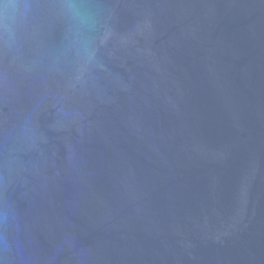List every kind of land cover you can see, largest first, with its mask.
Segmentation results:
<instances>
[{
  "label": "water",
  "instance_id": "1",
  "mask_svg": "<svg viewBox=\"0 0 264 264\" xmlns=\"http://www.w3.org/2000/svg\"><path fill=\"white\" fill-rule=\"evenodd\" d=\"M0 264H264V0H0Z\"/></svg>",
  "mask_w": 264,
  "mask_h": 264
}]
</instances>
